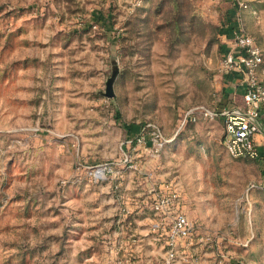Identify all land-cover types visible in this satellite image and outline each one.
<instances>
[{
    "label": "rangeland",
    "instance_id": "obj_1",
    "mask_svg": "<svg viewBox=\"0 0 264 264\" xmlns=\"http://www.w3.org/2000/svg\"><path fill=\"white\" fill-rule=\"evenodd\" d=\"M231 1L0 0V264H123L94 217H153L174 186L189 218L237 239L235 260L264 264V144L232 157L220 116L182 121L241 100L212 94ZM241 1L230 18L264 56V0ZM148 121L166 140L126 145Z\"/></svg>",
    "mask_w": 264,
    "mask_h": 264
},
{
    "label": "built area",
    "instance_id": "obj_2",
    "mask_svg": "<svg viewBox=\"0 0 264 264\" xmlns=\"http://www.w3.org/2000/svg\"><path fill=\"white\" fill-rule=\"evenodd\" d=\"M235 7L242 6L241 0H232ZM232 38L222 52L217 66L222 82H215L213 100H219V90L224 96L226 85L240 89L241 100L221 106L210 107L197 104L184 111L182 121L196 120L199 116H220L224 124L223 143L232 157L256 158L261 155L264 144V79L259 76L263 69V48L255 37L246 31L235 19ZM162 131L156 123L148 121L135 137L127 138L126 145L136 144L156 147L165 141ZM127 158V156H126ZM100 170V169H99ZM99 170L97 172H99ZM250 183L247 190L256 187ZM181 204V193L177 187H168L167 192L159 193L151 204L155 218L151 222L154 232L164 237L165 256L163 264H172L176 258V246L183 240L191 239L196 233V222L189 218ZM117 247L113 253L125 255Z\"/></svg>",
    "mask_w": 264,
    "mask_h": 264
},
{
    "label": "crops",
    "instance_id": "obj_3",
    "mask_svg": "<svg viewBox=\"0 0 264 264\" xmlns=\"http://www.w3.org/2000/svg\"><path fill=\"white\" fill-rule=\"evenodd\" d=\"M223 36L226 34L224 33ZM227 41L230 42L231 39ZM227 89H230L229 93L235 91L233 87L225 86L224 92H227ZM94 218H97V226L94 225L95 233H101V236L108 239L110 243L107 253L104 252L110 260L116 261L122 258L123 264H163L166 250L164 237L161 233L152 231L151 228V222L155 216ZM196 225L195 235L177 244V255L172 264H245L233 258L235 254L232 244L236 243L237 239L226 232L218 233L204 221H196ZM154 244L159 246L156 247ZM120 246L121 251H125V256L121 257L120 253L117 255L113 253V250ZM101 255L103 257L102 253ZM103 259L105 261V257Z\"/></svg>",
    "mask_w": 264,
    "mask_h": 264
},
{
    "label": "water",
    "instance_id": "obj_4",
    "mask_svg": "<svg viewBox=\"0 0 264 264\" xmlns=\"http://www.w3.org/2000/svg\"><path fill=\"white\" fill-rule=\"evenodd\" d=\"M118 73V67L113 66L110 75L106 78L105 81V89H104V95L107 97H112L114 95L113 90V81Z\"/></svg>",
    "mask_w": 264,
    "mask_h": 264
},
{
    "label": "trees",
    "instance_id": "obj_5",
    "mask_svg": "<svg viewBox=\"0 0 264 264\" xmlns=\"http://www.w3.org/2000/svg\"><path fill=\"white\" fill-rule=\"evenodd\" d=\"M231 9H235V4H234L233 1H231V4H230L229 7H228V6L225 7V13L229 15V16H228L229 18H228V17H225V20L222 21V22H223V26H222V28H223L224 30H226L227 33H230L231 30H232V29L235 27V25H236V22L230 18ZM227 12H229V13H227ZM227 27H228V28H227ZM261 152H262V151H261Z\"/></svg>",
    "mask_w": 264,
    "mask_h": 264
}]
</instances>
